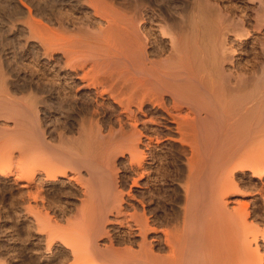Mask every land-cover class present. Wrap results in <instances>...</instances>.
Returning a JSON list of instances; mask_svg holds the SVG:
<instances>
[{
    "label": "bare ground",
    "instance_id": "6f19581e",
    "mask_svg": "<svg viewBox=\"0 0 264 264\" xmlns=\"http://www.w3.org/2000/svg\"><path fill=\"white\" fill-rule=\"evenodd\" d=\"M128 1V14L119 0L84 1L105 24L93 41L53 38L47 28L59 50L49 48L56 61L43 71L46 90L51 100L62 93L73 114L52 144L38 128V112L26 107L30 127H15L16 151L32 147L34 164H54V172L43 168L48 181L77 184L79 204L62 226L41 210L42 193L30 179L39 165L31 162L28 170L22 165L31 172L25 182L10 177L27 198L37 193L24 209L40 227L61 230L72 258L81 257L76 264H264V63L251 81L246 71L254 34L264 30V0H250L251 23L239 12L227 21L217 1L177 0L179 14L156 0ZM32 21L45 36L43 23ZM5 103L13 101L4 91ZM14 106L9 113H21ZM5 150L2 162L11 160ZM113 231L126 233L123 247Z\"/></svg>",
    "mask_w": 264,
    "mask_h": 264
},
{
    "label": "rangeland",
    "instance_id": "374dc122",
    "mask_svg": "<svg viewBox=\"0 0 264 264\" xmlns=\"http://www.w3.org/2000/svg\"><path fill=\"white\" fill-rule=\"evenodd\" d=\"M78 1L77 0H0V57H1L0 58V91L6 92L8 97L11 98V100L13 101V103H12L13 106L16 105V103L18 102L17 103L18 106L16 105V107L18 108L17 110H19V108H20L19 111L21 112V113L18 112L16 115H15V113H13V114L11 112L9 113V110H7V109H9L10 107L13 108L12 104L8 103L10 106L6 103L5 104L8 106L2 104V105H4L6 111L4 110V108H2V105L0 104V133H1L0 134V154H1V156H0V165L1 166L0 167H2V168H0L1 169L0 171H2V169H3L4 170L3 172H5V174L7 173L6 175L3 173V176H2V173H0V264H73V262L75 261V259L72 258L73 256H72V253L70 251V246H69L70 244L66 245V243H67V242L65 243L66 239L64 240V238H61V237L59 238V236H61V235H62V237L64 236L62 233L59 234V232H61V230L59 229V231L57 230L58 231L57 232V231H55V228L51 229V226L49 225L47 227L46 224H45L46 227H44L45 225L43 223L41 224V227H40L39 225H37V223L38 224H40V223L36 220V217L34 219V216L32 214L33 212L31 211V214H29L30 210L26 211L24 209L25 205L23 206V204H26L28 199L30 200L31 205H32V203L33 204L35 203L31 198V195H32V193L34 194V192H31V195L29 196L30 198L29 197L27 198L26 196H28V192H27V194H25L26 190H24L23 188H19L17 185H15V183L12 182V179L10 177H12V175H13L14 176L13 178H15L16 174L19 176L21 175L20 178L19 177L16 178L17 182H19V181L25 182V179H23V178L24 177L26 178V175L30 172V170H29V172H27V174H26L25 170L26 169L28 170V167L31 168V162L33 164L32 166H34V165L38 166L40 164V161H38L39 162L38 165L34 164V162L32 161L33 158L31 159V157L34 156V159L36 158L34 161L37 163L36 160H38V158L36 157V154L38 152L36 153V151L33 150L32 147H30V149L28 148L29 150H26L25 152H21V153H23V155L19 153L20 151L19 152L16 151V150H19V148H18V145L15 143L16 138H14V137L16 136V134H14L15 133L14 130L16 128H19V126H20V128H25V129H28V127H30L29 119L31 117H30L29 111L27 112L28 106L29 107L31 106L30 109H32L33 111L35 110L36 112H38L37 113L38 118L36 120V122L40 123V124H38L40 126V127L38 126V128H39V130L40 129L42 130V137L44 136L43 137L44 140L45 141L48 140L49 143H52V144H54L53 142L56 143V141L59 138V134H57V133H59L60 131L55 130V129L62 130L61 127L64 125V123L66 121L64 119L68 120L69 116L73 114L72 113L73 110L67 105L66 102H64V99H63L64 96L62 95V93H59L58 95H56L57 99L55 98V99L51 100L52 98L50 97V94L47 92L48 88H46V82H47L46 79L47 78H46V75L43 74V71L50 70V68L53 67V65L55 64L54 62L56 61V60H54L56 53H54L55 55L49 54L50 52H52V50L54 48H56V45H53V40H52L53 38H55L58 35H61V36L63 35L65 37H70L71 39L78 38V39H83L84 42L85 41L89 42V41H93L96 39L95 35H94V33H95L94 31H96L98 28H100L99 26L105 25L102 21H101L102 22L101 23L98 20V18L95 17V15H93V13L89 7H86L85 5H83L85 0H80L79 3H78ZM119 1L122 3H116V5H118V6L120 5L123 8V10L125 9L127 11L126 12L124 10L125 13L128 14V12L130 11V8L132 7L131 3L128 0H125V1L119 0ZM141 1H146V0H141ZM164 1H165V3L163 4L162 0H156V2L160 3L162 6H164V7L166 6L167 8L169 7V9H171V11L175 12L176 14H179L178 12H180L181 7L183 6V5H181L180 1L163 0V2ZM168 1H169V3H168ZM189 1L185 0V2H189ZM192 1H195V0H192ZM210 1L213 4L217 1L214 5H216V4L221 5L219 7L224 12L225 19L227 18V21H230V18L231 19H234V17L236 18L237 17L236 14L239 12L238 14H240V15H238V16H241L243 18L246 17L245 20H247V22H249V23L252 22L253 14H252V10L250 8V5H251L250 0H242V1L241 0H214V1L210 0ZM176 2H178V3H176ZM244 3H246V5ZM28 5L30 6V8H28L29 7ZM218 5H216V6H218ZM35 16L37 19L35 18ZM31 19L34 21L37 20L38 23L40 22L39 25L37 24L38 26H40L43 23L42 25H44V26L42 28L46 27L45 29H47V28L51 29V26H52L54 34L51 32V35H50L49 30L47 29V31L44 30L45 34H46V32H47V34L44 36V32H43V34L41 36V33H37L38 27L36 28V26H35L36 24L34 25V22ZM30 21L32 22V26H31ZM60 21H61V23H59ZM155 22L156 21H154V23ZM53 24H56L57 26L53 25ZM61 25H62V27H61ZM40 30H42V29L39 28L38 31L41 32ZM262 30L263 29H261L260 31L255 33L256 35L254 34V42L255 43L254 42L252 43V46L254 47L253 48L254 53L252 51V58L253 59H252V61H250L251 63L246 66L247 76L249 77L250 81H251V79H253V78H251L252 75H253V77H255L254 76L255 73L261 69L262 64L264 63V57H263L264 55H263V51H261L262 46H260L261 41H262L261 38H262V36L264 37V33H263L264 30L263 31ZM8 31H10V32H8ZM55 32L57 33L56 35H55ZM261 33H262V35H260ZM49 35L52 36L53 38L49 37ZM256 37H257V39H256ZM48 40H49V42H48ZM50 42H52L53 46L50 45ZM48 44H49V46H48ZM43 45H45L46 47L44 46V48H43ZM47 47H48V49L49 48L50 49L53 48V49L52 50L49 49V51H48ZM65 47L66 46H64V49H66ZM56 49L59 50V48H56ZM43 50H45L46 53ZM60 50L63 51L62 48H60ZM237 50H236V52H239V50L238 51ZM40 51H41V56L39 53ZM50 55L52 56L50 58V60L49 61L46 60L45 57L46 56L49 57ZM42 56H44V57L42 58ZM41 67H43V68H41ZM46 69H48V70H46ZM257 69H259V70L255 71ZM50 72L54 73L56 71L51 70ZM249 74H250V76H249ZM37 78L40 80H44V82L45 81L46 82L42 83V81L41 82H40V80L38 81ZM37 81H38V83H37ZM63 82H65L64 78H63ZM35 84H37V85H35ZM67 87L69 89H64L66 92H71V90H73V88L71 86L70 87L72 89L69 86H67ZM67 87L65 86V88H67ZM33 94H35V95H33ZM38 95H40V96H38ZM33 96H35V97H33ZM59 96L61 97V99ZM61 100H63L65 105L64 104L62 105L63 102ZM21 106H22V108H24V106H25V108L27 107L26 110L22 109ZM16 107L14 106L15 109H16ZM35 107H36V109H35ZM68 110H69V112H68ZM4 112H5V114H4ZM22 112L25 113V116H24V113H22ZM66 112H67V114H66ZM60 113L62 115L63 114L64 115L62 116ZM70 113H72V114H70ZM67 115H69V116L67 117ZM15 116L19 119L17 120V118ZM22 118H25V119H22ZM58 118H59V121H58ZM54 121H56V123ZM53 123H54V125H52ZM21 125H23V126H21ZM24 125H25V127H24ZM4 127H5V129H3ZM49 127L53 128L54 131L50 130L51 131V133H50V131H48ZM2 130L5 132H3ZM9 132H10V134H9ZM10 135H12L13 141L11 140L12 137ZM9 136H10V138H8ZM29 139H30V141H29ZM6 140L8 142L9 141L10 142L7 143ZM26 140H28V141H26L27 144L33 143V141H31L32 140L31 137H29L28 139L26 138ZM4 146H6V147H4ZM8 147L13 148V150L10 148V150H11V152H10L8 150L9 149ZM3 148H4V150L6 149L5 150L6 154H8L7 152H9L10 154L12 153V155H13V156L12 155L10 156L11 160H8L6 162H4L5 160H3L4 167H3V162L1 161L2 155H3L2 154ZM176 148H177V146H175V149ZM27 151H28V153H27ZM34 151H35V153L33 154ZM3 153H4V151H3ZM16 153H19V155H17ZM55 153H56V156L59 155L58 152L53 151V153H51L52 156H55ZM24 154H26V155H24ZM51 154H49V155H51ZM7 157L9 158V155ZM12 157H14V158H12ZM3 158H5V157L3 156ZM41 163L44 164L43 161ZM47 163L44 165L46 166ZM59 164L63 168L64 167L68 168V166L64 163L63 164L58 163L57 166ZM22 165H24L25 170L23 169L24 167ZM25 165H30V166H25ZM52 165L55 166L54 164H52ZM39 166L37 167V169H35L36 167L35 168L33 167L35 170H33V168L31 169V170H33L31 172H33V173L31 174L32 176L31 175L30 176L33 178H31L29 176L30 179L32 180L31 181L32 183L35 182V179H37V181L40 183V185H39V183L36 181V184H37L36 187L40 188V193H42V195H40V193L38 195H40V197L44 200H42V199L40 200L39 199L40 197L36 196L37 197L36 200L38 199L37 203L40 204V205L38 204L37 206L40 207L41 210L44 209L43 211L47 210L48 211V212L46 211L47 214L49 213L48 215H51L50 217L53 216L52 217L53 219L56 220V217H57V220H58L57 222L59 224L61 223L60 226H62V224L65 225L64 223H65L66 219L69 217V214H71V211L75 208L76 204L79 202L78 197L80 196V190H79L78 186H76L77 184H75L73 182L72 183L74 185H71L72 184L71 182H69V184L68 183L65 184V183H60V182L48 181L50 176L48 175V177H47L46 173H48V171L46 173H44L45 171L43 170V168L45 170L49 169V173H50V169H53V166L52 167H49L50 165H47L46 167H44L43 165H42L43 167L42 166L39 167ZM55 169H57V168H55ZM55 169H53L51 171L54 172ZM59 169H61V168H59ZM36 170H37V172L40 173V175L37 172L34 173V171H36ZM41 172H43L44 175H42ZM83 173H84V176H86L84 169H83ZM45 174H46V176H45ZM37 175L40 177H38ZM6 177H7L8 181H7ZM41 177H42V179H39ZM46 177H47V179H46ZM51 177H52V175H51ZM59 178H61V177H59ZM44 179H46V180L44 181ZM9 181H11V182L9 183ZM49 182H51V183H49ZM33 184L35 185V183H33ZM16 186H17V188H16ZM41 188H42V190H41ZM20 189H21V191H20ZM19 191L21 192V194ZM22 192H23V194H22ZM11 194H12V196H11ZM34 195H37V193L35 192ZM41 203L43 204V206L45 208L44 207L42 208ZM26 207L28 208V206H26ZM65 217H66V219H65ZM47 218H49V217L46 216V218H44V219H47ZM63 221H64V223H63ZM43 228H45V230ZM46 228H50L51 230H54V231H51L50 229L48 230ZM120 232L121 231H119V232L113 231V235H114V238L116 240V245L119 247H123V244L121 245V242H122V239L124 241L127 238V235H126V233H122V232L120 233ZM63 244H65V245H63ZM79 258H81V257H79ZM79 258H77V260L74 262V264H76L77 261L81 260Z\"/></svg>",
    "mask_w": 264,
    "mask_h": 264
}]
</instances>
